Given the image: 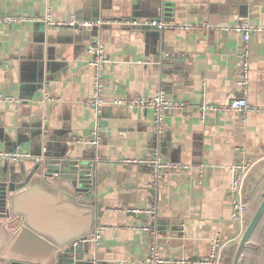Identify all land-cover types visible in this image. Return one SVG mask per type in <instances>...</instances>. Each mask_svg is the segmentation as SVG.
<instances>
[{
  "label": "crops",
  "instance_id": "0c3cea01",
  "mask_svg": "<svg viewBox=\"0 0 264 264\" xmlns=\"http://www.w3.org/2000/svg\"><path fill=\"white\" fill-rule=\"evenodd\" d=\"M46 13L61 21L73 15L78 26H46ZM4 15L25 19L0 30V91L21 100L0 104V150L43 154L66 168L73 162L92 165L91 197L98 205L94 226L104 228L99 245L77 246L87 252L90 264H142L149 246L168 259H200L216 235L227 244L238 242L243 226L230 217L229 166L234 148L244 146L253 162L245 188L250 199L264 182V40L250 34L249 79L243 92L235 84L240 35L133 28L129 21L264 27V0H0ZM85 22L100 25L97 31L81 29ZM96 40L108 58L106 102L162 92L187 101L193 110L165 114L157 132L149 111L107 104L99 119L100 143H78L95 122L83 102L92 94L86 48ZM43 87L56 99L44 109L39 103ZM241 95L252 111L225 110L200 121L196 108L201 102L223 105ZM154 153L164 161L198 166L201 173L167 171L153 182L149 165L121 163ZM36 161H0V183L19 186L22 168L27 172ZM128 208L153 209L154 214L125 213ZM1 221L0 264L31 258L20 244L4 245L11 226ZM145 226L147 231L141 229ZM250 243L247 259L264 264V247L259 241Z\"/></svg>",
  "mask_w": 264,
  "mask_h": 264
},
{
  "label": "built area",
  "instance_id": "2783aa9c",
  "mask_svg": "<svg viewBox=\"0 0 264 264\" xmlns=\"http://www.w3.org/2000/svg\"><path fill=\"white\" fill-rule=\"evenodd\" d=\"M25 18L19 15H4L0 16V30L4 25L17 24L24 20ZM43 22L46 26H58V27H70L75 28L78 23L75 20V16H71L68 21L56 20L46 13L43 18ZM130 26L133 28H140L145 25L149 28L156 30H173L178 29L185 32L198 31L201 29L222 32V33H235L240 35L242 45L238 50L236 58L238 59L239 66L235 75V84L240 89V91H245L248 85L249 79V50L248 41L250 34L257 33L262 36L264 40V27L254 26L249 22L236 23L233 25L217 23L208 24L204 22L195 23H166L163 21H158L155 19L150 20H130ZM81 27L90 28L91 26H98L100 22H85L80 24ZM87 54V65L92 72V94L83 103L88 107L95 119L94 125L92 126L90 132L84 138H79L78 143H84L88 146L95 147L100 143L101 140V128L99 124L100 115L102 109L105 105L111 104L115 106H122L128 109L131 108H142L149 111L151 115L152 126L157 132H160L161 125L163 122L164 115L170 112H182L189 114L193 109H191L190 103L184 100L171 99L167 97L162 92H156L152 95H135L133 97H125L112 100L111 102H106L103 94L104 89V71L108 63V58L106 56L105 47L103 43L99 40L91 42L86 48ZM1 64V63H0ZM56 99L50 97L47 92V88L43 87L41 89V95L39 98V103L44 109L45 105L50 102L54 103ZM21 100L10 94H4L0 91V104H12L20 103ZM199 119L201 122L204 121L206 116L213 113H221L225 110H231L238 113H245L247 111H252L248 105L244 95L238 96L230 100L227 104H211L208 102H201L196 108ZM264 112V110H263ZM44 122V117H43ZM45 130L44 126L41 130L42 142H45ZM45 151V148H42ZM44 155L41 154L38 157H33L28 151L16 150L12 152L0 150V161L17 163L24 159H35L44 160ZM123 164L131 165H149L152 170L153 182L161 177L164 172L174 171V172H186L192 170L201 173V168L198 166H191L189 164L173 163L169 161L161 160L156 153L152 156L139 159H129L124 158L121 160ZM253 162L248 158L246 148L242 145L236 146L234 148V159L232 164L229 166V171L231 173L230 183L227 189V200L230 204V217L233 221L243 224L244 214L248 206L249 199L245 194L246 182L248 175L252 169ZM125 213L131 214H154V210H142L140 208H128L124 210ZM104 226L96 225L93 228L91 237L87 241L94 245H99L102 238V230ZM143 231H147L148 228L145 226L141 228ZM79 243H74L72 246L77 247ZM227 245L226 242L221 240V238L216 235L210 240L209 250L205 257L200 259H188L184 257L168 259L162 256L159 251L154 246H149L146 255L142 261V264H223V252Z\"/></svg>",
  "mask_w": 264,
  "mask_h": 264
},
{
  "label": "water",
  "instance_id": "95a60500",
  "mask_svg": "<svg viewBox=\"0 0 264 264\" xmlns=\"http://www.w3.org/2000/svg\"><path fill=\"white\" fill-rule=\"evenodd\" d=\"M98 28L81 27L93 31ZM92 170L91 164L73 162L66 168L62 163L37 160L27 172L22 168L19 186L12 181L0 183V225L6 220L5 224L11 226L5 231L4 245L20 244L32 255L7 263H91L87 252L77 251L72 245L89 240L93 232L98 205L91 197ZM261 198L238 239L232 264H242L244 250L251 245L250 237L264 215V191Z\"/></svg>",
  "mask_w": 264,
  "mask_h": 264
},
{
  "label": "trees",
  "instance_id": "16d2710c",
  "mask_svg": "<svg viewBox=\"0 0 264 264\" xmlns=\"http://www.w3.org/2000/svg\"><path fill=\"white\" fill-rule=\"evenodd\" d=\"M264 190V182L257 184V186L253 189L252 196L249 199V203L247 206V209L244 214V219H243V229L248 225L250 219L252 218L254 212L256 211L258 205L260 204L262 198H261V191ZM264 236V215L262 216L261 220L259 221L257 227L255 228L253 234L250 237V241H259L261 244V247H264L263 241H261V237ZM237 248V239L234 241L230 242L227 244L224 248L223 252V263L224 264H230L235 251ZM245 254V261L243 264H252L249 262V259H247V256L251 254V251L249 249L244 250ZM257 258V257H256ZM255 264V261H254Z\"/></svg>",
  "mask_w": 264,
  "mask_h": 264
},
{
  "label": "rangeland",
  "instance_id": "374dc122",
  "mask_svg": "<svg viewBox=\"0 0 264 264\" xmlns=\"http://www.w3.org/2000/svg\"><path fill=\"white\" fill-rule=\"evenodd\" d=\"M249 203V202H248ZM79 244H81V243H79ZM79 244H78V246H79ZM82 246H86V247H88L89 246V242H84V244H82ZM76 249H77V251L78 250H80V247H76Z\"/></svg>",
  "mask_w": 264,
  "mask_h": 264
}]
</instances>
